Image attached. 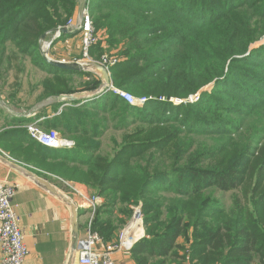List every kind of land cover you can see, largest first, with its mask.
<instances>
[{
  "label": "trees",
  "instance_id": "16d2710c",
  "mask_svg": "<svg viewBox=\"0 0 264 264\" xmlns=\"http://www.w3.org/2000/svg\"><path fill=\"white\" fill-rule=\"evenodd\" d=\"M78 1L0 0V83L20 58L17 49L48 76L37 104L101 87L40 51L43 36L65 28ZM87 8L103 41L120 47L122 59L110 69L119 89L181 99L212 90L194 104L153 100L143 109L112 92L57 103L41 127L59 130L74 149L45 148L22 127L1 133L0 148L39 177L84 185L104 199L91 230L105 245L141 206L145 235L130 251L136 264H264V129L243 121L264 105V72L257 71H264V47L250 51L264 38V0H88ZM211 189L232 192L230 207Z\"/></svg>",
  "mask_w": 264,
  "mask_h": 264
},
{
  "label": "crops",
  "instance_id": "0c3cea01",
  "mask_svg": "<svg viewBox=\"0 0 264 264\" xmlns=\"http://www.w3.org/2000/svg\"><path fill=\"white\" fill-rule=\"evenodd\" d=\"M82 11L77 9L75 16L79 17ZM80 36L77 32L63 35L58 45L64 42L63 44L67 46L71 40L80 39ZM79 47L81 49L80 41ZM58 103L61 102L58 101ZM45 108L47 111L44 113L41 112L42 109L39 105L38 108L31 110L29 113L9 112L5 103L0 99V128L4 122L18 123L21 125L16 124L18 128L35 121H40L41 125L44 121L51 120L56 115V111L52 109L50 104H47ZM28 114V117L25 116ZM61 149L71 150L74 147ZM0 154L3 156V159L0 158V181H5L16 188L12 205L19 217L20 226L24 231L29 249L26 264H78L77 256L72 250L73 215L69 205L62 198L39 185L28 174V172H31L38 176L30 167L12 158L2 148H0ZM55 187L58 189L57 186ZM58 191L60 192L59 189ZM75 202L79 208L78 224L80 238H82L86 232V223L91 218L92 213L88 206H81L82 202ZM136 230L142 232V228ZM113 259L116 264H136L130 252L115 253Z\"/></svg>",
  "mask_w": 264,
  "mask_h": 264
},
{
  "label": "rangeland",
  "instance_id": "374dc122",
  "mask_svg": "<svg viewBox=\"0 0 264 264\" xmlns=\"http://www.w3.org/2000/svg\"><path fill=\"white\" fill-rule=\"evenodd\" d=\"M78 2H79L78 9L80 11H82V9L84 8L85 2H84V0H79ZM82 12H80L79 17L78 16L76 17L74 15L71 18H68L66 23L68 24L71 20L77 21V23H78L81 19V15H83ZM91 21H92V19H91ZM77 33H79V35H81L80 31H78ZM55 35H56V33L52 32L48 36L45 35V39H41V41H40V51H41V54L44 56V58L48 62L55 61V62H62V63H66V64L80 65V67H82L84 69L82 71V73H87V74L91 75L92 81L95 79L100 81L101 87H103L105 85V83H107L106 79H105V75L102 71L103 69L106 71V69L104 68V63L101 61V58H103V56H108V58H110V59L118 58L120 61L122 59L119 55L120 47H119V49H114L112 47H109V45L107 43H105V41H103V37H106L103 33H101V36H100V39L102 40V42H101L102 44L100 47V49H101L100 54L101 55L99 54L96 57H93L90 55L91 57H89V58H85L83 53H82V37L81 36H80V39L76 38L74 40H71L69 42V44H67V46H65V44H63L64 42H62V44L58 45V43L60 42V39L63 37V35H62V37L60 39H58L55 44H53V46L50 50H45V43L51 41L55 37ZM79 41H80L81 49L79 47ZM260 47H264V38L261 41L251 45L250 51L258 50ZM15 50L18 54V57H20L21 59L19 58L18 60H14V59L11 60V63L13 62L12 68L5 75L4 82L0 83V88L3 91L2 92L3 96L1 95L0 97H1V100L7 106L8 111L20 113V112L29 111V110H33L35 108H38V105H39V106H41V109H42L41 111L45 112V111H47L45 108L47 104H50V106L53 109V106H55L58 103V101H59L58 99L57 100L56 99L45 100L41 104L36 103V98L41 91L39 87L37 88V86L43 79L48 77L47 74L45 72L37 69L34 66V60L31 56H29V55L22 56L17 49H15ZM16 52H15V54H16ZM257 53H261V50H259ZM9 54H13V52L9 53ZM261 64H264V63L262 62ZM246 67L252 68L249 65H247ZM23 68H25V72L21 73L20 70H22ZM252 70L254 72V68H252ZM257 71H258V73H261L263 75V72H264L263 70H257ZM83 77L81 79H83L84 81H90L88 76L85 75ZM17 83L21 84V89L19 92L16 90V84ZM211 90H212V85H207L204 88H202L201 90H199L198 92H196L195 94H192L185 99H181V98L174 97V96H167V95L165 97H163V94H158L156 96L144 95V96L140 97V99H142V98H153L156 101L160 100V102H167L170 104H174L175 101H178V102L182 101L183 105H188V104H191L190 99L195 101L199 98L196 102H194V103H197L200 100L201 94L203 92H205V91L209 92ZM12 92H15V93L17 92L18 95H16L14 99L13 98L9 99L8 95H10V93H12ZM133 96L135 98H137L135 95H133ZM163 99H164V101H163ZM9 102L12 104V106L7 104ZM194 103H192V104H194ZM262 107L263 108L252 109L250 112V115L247 116L249 118H247V117L244 118V120H243L244 122H246V120H248V122L246 124L248 129L249 128L252 129L255 127H261L264 129V105ZM59 111H62V107L59 109ZM59 113H61V112H59ZM16 124L21 126L20 124L15 123V122H11V123H8V122L5 123L4 122V124L0 128V134L5 132V131H12L13 129L18 128V127H16ZM27 125L28 124L22 125V128H25ZM139 127L141 128L143 126L138 125L136 128H139ZM57 131L59 132V130H57ZM59 134H60V132H59ZM110 136L108 135V138ZM109 144H110L109 141H106V145H109ZM104 149H108V148L105 146ZM170 164L171 163H166L165 165H170ZM49 177L50 178H43L42 177V179L46 180L47 182H49L54 187L57 186L58 189L60 190V192L64 193V195L71 198L72 201H74V202L75 201L81 202L80 199H82V198L79 196L80 193H83L86 196L88 195L91 197H93V196L98 197L95 192H93L91 189H89L88 187H86L84 185L75 184V183H71L68 181L66 182L65 180H62V179H60L56 176H52L50 174H49ZM208 193H213L214 198L219 200L223 205H226L228 208L230 207L232 192L223 193V192H219L216 189H211L208 191ZM101 203L102 204L104 203V199H102V198H101ZM141 210H142L141 206H139V207L137 206V207L133 208V216H132L131 220L127 223V225L120 232L117 233V236H115V238L112 240V243H110L109 245H112V246L116 245L119 242V238H120L121 233L126 232L127 230H130L129 229L130 227H134L136 229L142 228V232L137 231V230L132 232L131 237H134V235H135V238L144 237L145 231H144V224H143V214H142ZM95 212H96V210L94 211V209H91L92 215H91V218L86 223V229H87L88 223L91 220L93 221V219L95 217ZM140 216L142 218V223L140 221ZM180 241H181V243H184V241L182 239Z\"/></svg>",
  "mask_w": 264,
  "mask_h": 264
},
{
  "label": "built area",
  "instance_id": "2783aa9c",
  "mask_svg": "<svg viewBox=\"0 0 264 264\" xmlns=\"http://www.w3.org/2000/svg\"><path fill=\"white\" fill-rule=\"evenodd\" d=\"M82 14L78 23L71 20L65 28L71 32H81L82 53L85 58H89L91 57L93 47L101 41V35L93 27L88 8H85ZM55 33V37L45 43V50H50L53 44L56 43V40L62 37L59 31ZM101 61L104 63V68L108 76H111L110 69L120 62L118 58L110 59L108 56H103ZM105 85H107V92L114 93L130 106L138 109H143L149 101L154 100L153 98H135L132 94L119 89L111 82L105 83ZM197 100L190 99V102L194 103ZM180 104H182V101L174 102V105ZM25 128L28 137L45 148L61 149L75 146L72 141L62 138L57 130L43 129L40 121L30 123ZM15 195L16 188L14 186L5 181H0V264H26L29 256L25 234L20 226L19 217L12 205ZM79 196L82 198L80 199L82 202L81 206H88L90 209H94V211L101 204L100 197L86 196L83 193H80ZM140 221L142 223L141 216ZM91 224L92 220L88 223L84 237L80 238L78 250L75 252L78 264H116L113 259L115 253L122 251L130 252L133 246L143 238H135V235L131 237V233L136 229L130 227V230L121 233L119 242L116 245H105L103 238L91 230Z\"/></svg>",
  "mask_w": 264,
  "mask_h": 264
},
{
  "label": "water",
  "instance_id": "95a60500",
  "mask_svg": "<svg viewBox=\"0 0 264 264\" xmlns=\"http://www.w3.org/2000/svg\"><path fill=\"white\" fill-rule=\"evenodd\" d=\"M87 4H88V0H85L84 8H87ZM58 31L62 35H68V33H71V31H69L66 28L57 29L54 32H58ZM42 39H45V36H43ZM50 64L55 66V67H58L61 69H66V70H73V71H83L84 70L82 67H80V65H77V64H66V63L55 62V61H50ZM102 71L105 75L106 82L109 83L110 82V76L107 75V72L104 69ZM105 92H107V85H104L103 87H101L97 91L90 92V93H80V94H76V95H61L60 97H58V100L61 103H66L65 105H69L70 103H79V102H85V101L92 100L95 97L100 96ZM25 116L28 117L29 114L25 115ZM0 158L3 159V156L1 154H0ZM28 174L31 177H33L39 185L45 187V189H47V191H49V192L59 196L60 198H62L71 208L72 215H73V217H72V231H73L72 250L74 252H76L78 249V242H79V238H80V231H79V224H78V219H79L80 214H79V208H78L77 204L74 201H72L71 198L60 193L56 187L51 185L46 180L36 176L35 174H33L31 172H28Z\"/></svg>",
  "mask_w": 264,
  "mask_h": 264
}]
</instances>
